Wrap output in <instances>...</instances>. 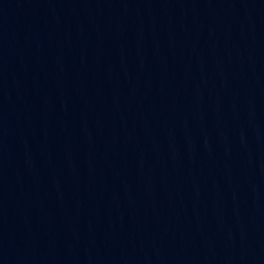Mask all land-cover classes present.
<instances>
[{"label":"water","instance_id":"95a60500","mask_svg":"<svg viewBox=\"0 0 264 264\" xmlns=\"http://www.w3.org/2000/svg\"><path fill=\"white\" fill-rule=\"evenodd\" d=\"M0 264H264V0H0Z\"/></svg>","mask_w":264,"mask_h":264}]
</instances>
